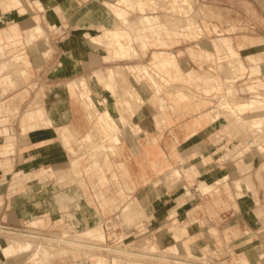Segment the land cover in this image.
I'll list each match as a JSON object with an SVG mask.
<instances>
[{
  "label": "rangeland",
  "instance_id": "1",
  "mask_svg": "<svg viewBox=\"0 0 264 264\" xmlns=\"http://www.w3.org/2000/svg\"><path fill=\"white\" fill-rule=\"evenodd\" d=\"M108 6L116 14L114 22L120 21L119 19L124 17L128 18L125 12L119 11L118 7L121 6L129 11L131 18L149 15L152 17L154 29L157 28L156 25L163 28L162 34L167 40V46L150 47L142 55L143 52L140 54L141 51L138 47H146L144 39H142L141 45L130 44L132 48L129 53L134 52L137 55L133 58L138 63H143L146 57L150 60L149 57L152 56L154 50L162 49L179 57H169L163 60L161 66L164 69L171 71L172 67L175 68L178 64L177 59L184 69L189 66V62L194 61L200 73H204L210 78H217L210 83L213 88L208 92L204 88L188 83L178 82V86L171 83L170 87L161 91L160 96L153 99V103L157 104L158 108L161 109V105L162 107L166 106L164 110L157 111L155 113L157 115L154 114L156 121L154 124H158L159 129L162 124H166L159 113L174 115V120L167 124L178 123V121L183 123L203 114L204 112L193 113L207 107L206 111L212 110V117L215 121L212 124L217 126L212 136V142L216 148L215 161L217 162L214 164L216 163L218 174L221 169L225 170L230 167L233 170L236 169L239 175L225 176L224 171H221L224 176H218L215 181L209 182L211 180L205 175L207 173H204L209 165L206 157L203 156V159L201 157L206 151L200 149L198 145H183L181 147L185 148L183 154L176 157L170 153L162 168L153 170V176L146 182H137L132 179L129 180L127 186L124 185L129 199L134 201V207L131 210L134 215L131 216L130 213L125 214L123 208L111 210L110 207H104L103 203L95 197V189L102 185L94 182L97 177L88 175L90 170L87 167L91 162L90 156H96L99 151L93 149L89 152L93 142L87 140L89 142L87 143L80 139L73 146L75 153L71 152L70 155L82 157V173L85 174V181L80 186L91 198V206H88L86 210H95L98 216L91 220L90 225H100V228L92 226V233L84 234L88 237L76 236L79 234L76 229H70L68 226V223H72V219L67 217L64 221H57L55 219L56 211L53 210L46 212L47 216L52 218L51 225L46 226L43 223L32 222L34 227L19 226L20 231L17 234L5 233L9 243L28 240L33 241L35 246L42 243L53 256L49 264H54L53 260H56V264H138L142 262H144L143 264H201L200 261L204 256L211 260L224 262V264H264V215L259 218L264 212V128L239 122V124H236L237 122L233 124V117L227 113L229 118L224 116V111L221 108V105L227 103L226 101L231 104L236 101L252 100L256 105L264 103V89H262L264 88V69L262 70L260 67V62H264V0H130L128 3L123 0H115ZM181 7L185 10H181ZM124 13L125 15H123ZM128 21L129 24H124L121 30L113 31V34L110 33L112 28L106 27L103 30L99 28L101 33L97 34V37L88 35L93 42L94 49L104 50L108 54L107 49L103 47L105 37L115 35L118 36L116 37L118 41L125 37H127L125 40L129 41L128 35H131L132 38V34L128 29L133 25L132 33H135L138 27L131 19ZM140 23L145 24L143 19ZM122 31L124 36H119L118 33L121 34ZM44 35L49 39L51 34L44 31ZM98 35L102 39L101 47L96 43ZM139 36L140 34L135 33L136 42ZM121 43L123 42L121 41ZM96 45L98 49H96ZM202 47H207L209 50L201 49ZM141 49L144 51L143 48ZM192 50H197L198 56L192 55ZM206 51L211 52L209 53L211 59L205 56ZM108 57L113 58L110 53ZM27 66V64H23L16 70H10L13 72L11 76L15 78L16 84L12 85L7 81V84L13 87L9 88L7 102L0 105L2 109L0 119H3L1 123L13 124L17 114L22 120L29 109L37 106L46 107L54 103L55 97L52 90L61 93V85L34 79V74ZM148 66H153L155 69L154 64ZM22 67H24L26 76L20 73ZM116 75L120 77L119 73ZM132 76L134 77H128L131 83L139 86L135 73ZM122 77H126L124 71ZM124 81L126 84L132 85L127 78ZM117 83L118 88H122L124 91L122 84L118 81ZM171 86L173 89L181 88L189 94V99L181 104L185 105L186 110H192V112L177 113L171 108L177 101L175 100L176 92L170 90ZM255 91L257 92L254 93ZM4 92L7 91L4 90ZM17 92L19 95L15 96ZM62 95L66 97V94ZM257 95L260 97L258 98ZM159 97H163L165 100L163 99L160 103ZM204 99L209 101L206 105L197 110L192 108L195 103ZM222 100L226 103L220 102ZM210 104L211 107H208ZM79 105L82 107L81 103ZM177 105L179 104L175 106L177 107ZM8 106L12 109L9 112L6 109ZM16 106H18L17 112ZM97 106L99 109L102 107L98 103ZM263 108L264 106L259 108L260 113H264ZM167 110L173 112H167ZM101 112L103 113V111ZM132 112L135 114V109ZM82 116L85 121H88L87 112L84 109ZM180 118L185 119L180 121ZM137 121L138 116L133 117L130 121L131 124H135V129L132 132L135 133L136 141H142L152 132L142 128ZM88 124L90 123L88 122ZM142 124L144 123L142 122ZM115 130L118 131L117 141L121 134V139L125 137L126 129H123L121 133L119 128H115ZM89 131H96L94 124H91ZM66 139L64 140L67 141ZM250 139L254 141V145H250ZM128 146L131 149L143 148V144L139 143ZM176 146L175 140L171 150H174ZM195 150L198 154H193ZM127 156V152L115 156L113 169L116 170L115 161L124 160ZM102 157L100 156L101 160ZM200 157L201 160H199ZM64 167L69 168V163ZM174 169L177 170L176 173L180 174L174 175ZM105 171L110 177L111 171L107 168ZM54 179L56 182L61 181L62 185L79 182L78 179L70 175L63 177L57 175ZM144 184L147 187L146 190L141 187ZM107 187L112 191L116 189L113 184H107ZM239 192L246 201H251L253 198L251 204L257 203L255 208L259 209L252 211L256 219L259 220L258 224L249 221V225H246L239 222L236 215L231 216L232 212L240 211L236 208L237 202L240 198L242 199ZM176 199L177 201L174 202ZM175 223L182 227L187 226L189 229L183 233L181 238H179V230L176 229ZM227 225H229V233L226 234ZM173 226L176 229L174 231L175 238ZM191 228L192 230H190ZM211 228L216 230H211ZM35 231L42 232L46 238L33 236L39 235L34 233ZM81 235L83 234L81 233ZM63 236L78 238L82 241L81 245L60 241L59 238ZM190 237L192 239L189 248L186 242ZM30 251H33V256L27 258L26 261L34 256L37 257L36 254H41L36 248L24 252V254ZM75 254H83V256H75Z\"/></svg>",
  "mask_w": 264,
  "mask_h": 264
},
{
  "label": "crops",
  "instance_id": "2",
  "mask_svg": "<svg viewBox=\"0 0 264 264\" xmlns=\"http://www.w3.org/2000/svg\"><path fill=\"white\" fill-rule=\"evenodd\" d=\"M113 1L115 0H0V105L7 102L9 88L13 87L7 84V81L12 85L16 84L15 78L11 76L13 72L10 70H16L23 64L28 65L27 68H30L34 74V79L61 85V93L52 90L55 97L54 103L46 107L37 106L29 109L22 120L17 114L13 124L1 123L3 119H0V226L34 227L32 222L49 226L52 218L48 217L46 212L55 210L57 221H64L67 217L72 219V223H68V226L70 229H76L79 233L76 236L88 237L84 235L86 232L92 233L93 227L100 228V225H90L91 220L98 216L95 210H86L88 206H91V198L80 186L85 181V174L82 173V157L70 155L71 152L75 153L73 146L80 139L87 143L93 142L89 152L93 149L99 151L96 156H90L91 162L87 167L90 170L88 175L97 177L94 182L102 185L95 189V197L103 203L104 207H110L111 210L123 208V212L130 213L131 216L134 215L133 212L131 213L134 201L129 199L124 185L127 186L132 179L137 182H146L153 176V170L162 168L170 153L176 157L181 156L185 151V148H181L183 145H198L200 149L206 151L201 157L202 159L203 156L206 157L209 165L204 170V173H207L205 175L211 180L209 182L215 181L224 173L225 176L239 175L236 169L233 170L230 167L221 169L218 174L216 163L214 164L217 162L215 161L216 148L212 142L217 126L212 124L215 122L212 110L206 111L207 107L200 109L193 114L204 112L203 114L195 115L196 117L189 121L183 123L178 121L174 124H167L174 120V115L159 113L166 124H162L160 129L158 124H154L155 115H157L155 113L164 110L166 106L161 105V109L158 108V105L153 103V99L160 96L161 91L168 86L164 85L159 90L149 81L142 66H147L154 71L163 83L168 78L174 85L178 82L188 83L204 88L206 92L213 88L210 83L217 78H210L200 73L194 61L189 62V66L184 69L177 59L178 64L175 68L172 67L171 71L164 69L161 62L169 57L176 58L177 55L162 49L154 50L149 57L150 60L146 57L143 63H138L133 58L137 56L134 52H130L127 56H118L113 53V58H109L104 50L94 49L93 42L87 34L97 36L101 33L98 27L102 24L109 28L114 26L116 14L108 6ZM118 9L125 12L126 16L136 23L138 28L135 33L140 34L136 42L135 33L130 32L132 38L128 35L129 41L125 40L127 37L121 39L124 44L137 46L141 45L144 39L146 47H138L140 54L143 52L142 55L150 47L168 45L161 26L156 25L157 28L154 29L152 24L140 23L147 17L152 21L151 16L131 18L127 9L121 6ZM44 31L51 34L49 39L45 37ZM96 43L99 47L102 46L99 35ZM222 47L225 49L223 45ZM203 48L209 50L207 47L201 49ZM11 49L12 51H9ZM191 53L195 56L199 54L197 50H192ZM209 53L207 52L205 56L211 59ZM6 64L10 66V70L6 68ZM149 64H154L155 69L153 66H148ZM260 67L264 69V62H260ZM122 69L126 77H122ZM20 73L26 76L24 67ZM117 73L120 77L116 75ZM134 73L139 86L132 84L129 79L134 77L132 76ZM126 78L132 85L125 83ZM117 81L122 84L124 91L118 88ZM134 89L139 91L137 92L141 94L143 102L139 103L131 98L129 91ZM62 94H66V97ZM18 95L19 92L15 96ZM257 96L260 97V95ZM4 99L6 100L3 101ZM163 99L159 97L160 103ZM188 99L189 94L180 88V91L176 92L175 100L177 101L174 102V107H170L177 113L187 111L190 113L192 110H186L185 105L181 104ZM96 102L102 105L100 109ZM208 102L204 99L195 103L192 108L197 110ZM247 102H254V100ZM176 104L179 105L176 107ZM263 106L264 103L257 105L259 108ZM208 107H211V104ZM6 109L8 112L12 110L9 106ZM83 109L87 112L88 121H85L82 116ZM134 109L135 114L132 112ZM17 111L18 106H16ZM167 112L173 111L167 110ZM135 116H138L137 122L142 128L152 132L142 141H136L135 133L132 132L135 124H131L130 121ZM91 124H94L96 131H89ZM115 128H119L120 133L123 129L127 130L123 139L121 134L119 141L116 140L118 131ZM95 136L97 140L94 139ZM65 138L67 141L64 140ZM175 140L177 146L171 150ZM98 142L102 145L94 148L93 146ZM135 143L143 144V148L131 149L128 146ZM125 152L128 156L124 160L115 161L116 170H114L113 158ZM193 154L198 153L195 150ZM100 156H103L102 160ZM68 163L69 168L64 167ZM105 168L111 171L110 177ZM176 172L177 170L174 169V175L180 174ZM57 175L59 177L70 175L79 182L62 185L61 181L56 182L54 179ZM107 184H113L116 189L112 191ZM141 187L147 189L145 184ZM252 200L253 198L251 201L240 198L236 205L240 211L232 212L231 216L236 215V218H239L238 221L246 225H249V221L258 224L259 220L256 219L252 210L259 208H255L257 203L251 204ZM176 201L177 199L174 202ZM263 215L264 212L259 218ZM175 226L179 230V238L184 232L189 231L187 226L182 227L177 223ZM175 226H173V236ZM228 228L229 225L226 226V234L229 233ZM5 233L0 232V264H49L53 257L49 250L47 254L40 252L42 255L36 254L37 257L34 256L26 261L33 256V251L24 254L29 250H19L14 243H9ZM191 239L190 237L186 242L188 247ZM59 240L69 241L75 245H81L82 242L78 238L65 236L60 237ZM77 255L83 256V254H75ZM53 262L56 264V260Z\"/></svg>",
  "mask_w": 264,
  "mask_h": 264
},
{
  "label": "bare ground",
  "instance_id": "3",
  "mask_svg": "<svg viewBox=\"0 0 264 264\" xmlns=\"http://www.w3.org/2000/svg\"><path fill=\"white\" fill-rule=\"evenodd\" d=\"M125 3H128L130 0H123ZM144 1V0H143ZM155 1V0H154ZM163 2V1H162ZM138 3V2H137ZM140 4V3H139ZM178 4V3H177ZM190 4V3H189ZM135 6V5H134ZM138 6V5H137ZM139 7V6H138ZM175 7L177 8V6H176V3H175ZM149 9V8H148ZM191 9V8H190ZM146 10H147V7H146ZM181 10H185L184 8H182L181 7ZM120 14H122L121 12H120ZM119 15V14H118ZM123 15H125V14H123ZM120 16H122V15H120ZM123 19V20H122ZM122 19H119L120 21H115L114 22V26L112 27V29H111V31L112 32H110V33H112L113 34V31H119V30H121V28H122V26L124 25V24H126V23H128L129 24V19L128 18H126V17H124V18H122ZM115 20V19H114ZM117 20V19H116ZM144 22H145V24H148V25H150V24H152V21H151V19L149 18V17H147V19L146 20H144ZM132 24V23H131ZM130 24V25H131ZM173 24V23H172ZM125 27V26H124ZM98 28H100V29H105L106 28V26L105 25H99V27ZM124 30V29H123ZM125 30H126V28H125ZM124 30V31H125ZM132 30H133V25H132V27H130L129 29H128V31L129 32H132ZM127 31V32H128ZM107 32V31H106ZM105 32V33H106ZM121 32V31H120ZM104 34V33H103ZM119 34V36L121 35V36H124V34H123V31H122V33L120 34V33H118ZM87 35H90L89 33L87 34ZM117 35V34H116ZM92 36V35H91ZM90 36V37H91ZM95 37H97V36H95ZM116 37H118V36H111V37H103L104 39H103V41H104V44H103V47L105 48V49H107V52H108V54L110 53L111 54V56L113 55V53L114 54H116V55H118V56H121V55H124V54H128L129 53V51L131 50V48H132V46L131 45H125V44H123V43H121V41H118L117 39H116ZM97 39V38H96ZM102 40V39H101ZM133 43V42H132ZM132 45H134V44H132ZM95 47H97L96 49H98V46L96 45ZM102 47V48H103ZM134 50H135V47H134ZM135 53H136V50H135ZM138 54V53H137ZM0 67H1V65H0ZM6 68L8 69V70H10V66L8 65V64H6ZM142 68H143V70H144V72L148 75V78H149V81H151L152 83H153V85L154 86H156L159 90L164 86V85H167V86H169L170 84H171V81H170V79H166L165 80V83H163V82H161V80L159 79V77L156 75V73L154 72V71H152L149 67H147V66H142ZM170 87V86H169ZM172 87V86H171ZM170 90H174V92H179L180 91V89H173V87L172 88H170ZM129 94H130V96H131V98H133V99H135L137 102H139V103H141V102H143V99L141 98V96L139 95V93L134 89V90H132V91H129ZM234 97H236V96H234ZM226 100H227V98L226 97H224ZM223 98V99H224ZM224 99V100H225ZM224 100H222V101H220V102H222V103H226V104H223V105H221V108L223 109V111H224V116L226 115V113L227 114H229V115H231L232 117H233V121H232V119H231V121H232V123L234 124V122H237L236 124H249V125H253V126H260V127H262V126H264V113H260V111H259V107H257V105H255V103L254 102H247V101H236V102H234V103H229L228 101H224ZM174 104V103H173ZM173 104H171V105H173ZM246 114V115H245ZM227 116V115H226ZM228 117V116H227ZM229 118V117H228ZM239 122V123H238ZM231 123V122H230ZM231 123V124H232ZM232 124V125H233ZM240 129H241V127H240ZM255 133V132H254ZM254 135V134H253ZM250 136V135H249ZM251 140V139H250ZM258 141V140H257ZM250 142V141H249ZM257 144V143H256ZM102 144H101V142H98L97 144H95V146H93L94 148H99L100 146H101ZM260 176V175H259ZM249 177V176H248ZM247 177V178H248ZM260 178V177H259ZM250 180V179H249ZM249 183H251L250 181H249ZM252 185V184H251ZM51 236V235H50ZM49 236V237H50ZM12 243H14L15 244V246L19 249V250H31V249H33V248H36L38 251H40V252H43V254H47L48 253V249L46 248V246H43L42 245V243L41 244H38V245H36L35 246V243L33 242V241H30V240H28V241H24V242H22V241H12ZM138 261V260H137ZM163 261V260H162ZM144 262H142V263H138V264H143ZM134 264V263H133ZM135 264H137V263H135Z\"/></svg>",
  "mask_w": 264,
  "mask_h": 264
},
{
  "label": "built area",
  "instance_id": "4",
  "mask_svg": "<svg viewBox=\"0 0 264 264\" xmlns=\"http://www.w3.org/2000/svg\"><path fill=\"white\" fill-rule=\"evenodd\" d=\"M262 89H264V88H262ZM256 92L257 91H255L254 93H256ZM253 96H255V95H253ZM250 145H254V141L253 140L250 141ZM18 231H20V229H18V228H10V227H6V226H0V232L17 234ZM34 233L39 234V235H33V236H37L39 238H46V237H44L42 235V232H40V231H35ZM200 263L201 264H224V262L211 260V259L206 258L205 256L203 257V260L201 259Z\"/></svg>",
  "mask_w": 264,
  "mask_h": 264
}]
</instances>
